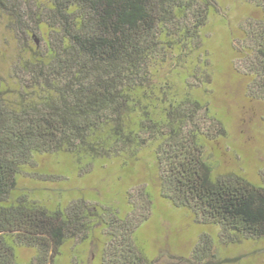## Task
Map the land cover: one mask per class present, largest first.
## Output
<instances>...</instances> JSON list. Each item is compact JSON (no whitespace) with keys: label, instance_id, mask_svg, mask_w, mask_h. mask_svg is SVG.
I'll return each instance as SVG.
<instances>
[{"label":"trees","instance_id":"trees-1","mask_svg":"<svg viewBox=\"0 0 264 264\" xmlns=\"http://www.w3.org/2000/svg\"><path fill=\"white\" fill-rule=\"evenodd\" d=\"M250 1L260 15L240 26L236 71L246 95L264 100V0ZM0 11L24 39L43 42H26L0 78V264H59L63 244L86 242L98 223L106 245L96 264H155L134 235L144 219L86 199L52 209L14 197L23 168L43 154L89 167L131 162L149 146L162 198L218 226L225 243L264 238V186L214 176L203 152L224 133L197 93L211 82L202 30L217 0H0ZM19 247L33 259L22 262ZM189 261L219 263L208 235Z\"/></svg>","mask_w":264,"mask_h":264},{"label":"rangeland","instance_id":"rangeland-1","mask_svg":"<svg viewBox=\"0 0 264 264\" xmlns=\"http://www.w3.org/2000/svg\"><path fill=\"white\" fill-rule=\"evenodd\" d=\"M217 1L219 13L211 14L202 30L211 82L197 93L210 108L207 116L219 119L224 133L204 143V156L214 176L236 172L264 186V100L246 95V78L236 71L235 52L241 24L258 17L260 11L250 0ZM9 20L0 11V78L6 77L26 42L29 47H34L33 39L38 45L43 43L39 35L24 39ZM151 153L148 146L131 162L101 159L89 167L72 164L64 154L39 155L23 168L13 196L28 194L52 209L86 199L94 205L113 206L135 222L144 219L134 235L155 264H190V255L203 235L211 238L218 264H264V238L225 243L218 226L197 223L189 209L174 207L162 198L158 166ZM143 189L150 200L142 196ZM102 227L96 224L86 242L76 237L64 243L59 264H96L100 248L106 245ZM17 255L28 262L35 250L19 247Z\"/></svg>","mask_w":264,"mask_h":264}]
</instances>
